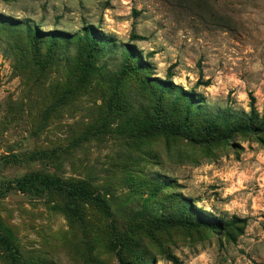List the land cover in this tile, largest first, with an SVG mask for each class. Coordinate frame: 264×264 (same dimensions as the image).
<instances>
[{
    "label": "rangeland",
    "instance_id": "rangeland-1",
    "mask_svg": "<svg viewBox=\"0 0 264 264\" xmlns=\"http://www.w3.org/2000/svg\"><path fill=\"white\" fill-rule=\"evenodd\" d=\"M263 114L264 0H0V234L24 264H264Z\"/></svg>",
    "mask_w": 264,
    "mask_h": 264
},
{
    "label": "trees",
    "instance_id": "trees-1",
    "mask_svg": "<svg viewBox=\"0 0 264 264\" xmlns=\"http://www.w3.org/2000/svg\"><path fill=\"white\" fill-rule=\"evenodd\" d=\"M135 38L139 40L144 39V37L141 36H136ZM142 65L144 66V70H147V66L145 64ZM142 84L145 89H148L150 91H152L155 88L150 84L149 80L143 79ZM158 89L162 90V92L167 94L168 90L167 88H165V86H160L158 87ZM176 89L181 91V96H182L181 100L184 101V103L188 107H190L192 97L190 95H187L181 87H177ZM240 119L242 118L233 119V120L229 119V117L206 118L205 124L207 126L204 128V133L206 136L212 137L216 140L230 139L234 137L236 133L241 132V125L239 123ZM261 121L264 124V114L262 116ZM70 194L74 197H79L83 195V192L76 190L74 192H71ZM0 242L7 250H9L12 264H24L20 261V256L18 254V251L15 248L14 243L10 239L0 234Z\"/></svg>",
    "mask_w": 264,
    "mask_h": 264
}]
</instances>
